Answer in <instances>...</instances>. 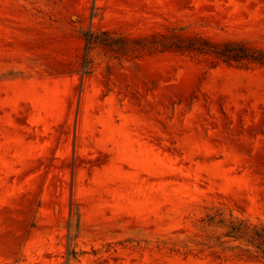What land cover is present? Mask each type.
<instances>
[{
    "label": "rangeland",
    "instance_id": "rangeland-1",
    "mask_svg": "<svg viewBox=\"0 0 264 264\" xmlns=\"http://www.w3.org/2000/svg\"><path fill=\"white\" fill-rule=\"evenodd\" d=\"M169 27L264 48V0H0V264H264V69L88 50Z\"/></svg>",
    "mask_w": 264,
    "mask_h": 264
},
{
    "label": "trees",
    "instance_id": "trees-1",
    "mask_svg": "<svg viewBox=\"0 0 264 264\" xmlns=\"http://www.w3.org/2000/svg\"><path fill=\"white\" fill-rule=\"evenodd\" d=\"M105 37L101 39V37ZM88 50L102 47L106 53L118 54L129 61L140 60L157 54H176L189 57L213 70L228 66L250 70L264 69V48L246 41H214L198 34H189L185 29L169 27L163 32L130 37L111 32L91 33ZM226 237L242 243L243 253H252L264 261V226L246 220L232 219L227 224Z\"/></svg>",
    "mask_w": 264,
    "mask_h": 264
}]
</instances>
